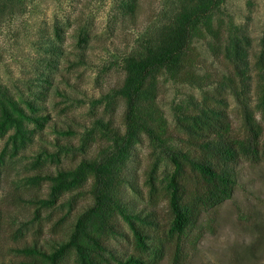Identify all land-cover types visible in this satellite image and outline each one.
Segmentation results:
<instances>
[{
  "label": "rangeland",
  "instance_id": "1",
  "mask_svg": "<svg viewBox=\"0 0 264 264\" xmlns=\"http://www.w3.org/2000/svg\"><path fill=\"white\" fill-rule=\"evenodd\" d=\"M129 1L0 0L7 6L0 13V118L15 102L24 110L27 127L25 135L9 126L0 136V264H23L36 254L33 249L43 251L65 241L77 215L93 201L87 182L75 191H63L52 204L43 203L60 171L98 153L97 142L85 150L92 142L87 132L95 118L110 114L104 109L109 98L119 100L114 117L121 123L123 101L113 89L123 82L125 58L152 22L173 11L174 0H136L133 11L127 9ZM221 21L227 43L236 36L244 46L242 67L251 76L243 101L255 109L257 89L263 83L256 68L264 56V0H225L212 17L215 26ZM202 32L207 37L193 42L195 69L201 75L211 74L206 90L214 92L215 80L229 66L209 50L213 38L204 26ZM158 80L160 104L173 128L176 116L193 108L205 92L176 83L166 74ZM220 90L234 126L242 129L240 104L230 89ZM30 102L43 123L30 119L34 114ZM176 107H182L179 113ZM256 117L264 125L259 112ZM152 165L161 191L171 164L159 146L142 136L127 161L123 192L130 212H152L159 224L156 232L167 236V201L161 192L156 202L151 201L146 182ZM236 171L232 198L203 213L185 239L180 264H264V161L241 160ZM117 228L119 233L110 237L109 244L121 259L134 248L133 232L121 217ZM159 242L164 248L158 264H173V243ZM61 264H75V253L69 251Z\"/></svg>",
  "mask_w": 264,
  "mask_h": 264
},
{
  "label": "trees",
  "instance_id": "2",
  "mask_svg": "<svg viewBox=\"0 0 264 264\" xmlns=\"http://www.w3.org/2000/svg\"><path fill=\"white\" fill-rule=\"evenodd\" d=\"M224 1L174 0L173 11L161 21L152 22L137 41L125 58L123 82L113 89L123 101L121 123L114 117L119 100L109 98L104 109L110 114L107 118H95L93 128L87 132L92 142L85 150L97 142L98 153L60 171L59 180L52 184L50 198L43 201L52 204L63 191H75L88 182L92 203L77 215L65 241L47 250L33 249L36 254L23 264H61L69 251L75 253V264H158L164 248L159 240L173 243V264H180L185 239L196 230L203 213L232 198L238 184L236 164L244 159L253 163L264 161V125L256 117L259 112L264 119V56L256 68L263 83L257 89L253 109L243 101L248 91L246 79L251 76L242 67L246 55L244 46L236 36L227 43L224 23L221 21L215 26L212 22ZM135 6L136 0H130L127 9L133 11ZM6 7V2H0V13ZM202 26L213 38L208 41L209 50L229 66L215 80L218 89L214 92L206 90L212 82L211 74L201 75L195 69L194 39L207 37ZM162 74L176 83H188L205 92L193 108H185L176 116L173 128L160 104L158 78ZM223 88L230 89L240 104L242 129L233 124L227 98L220 90ZM29 108L34 113L30 119L43 123V116L37 113L32 102ZM181 109L176 107L178 113ZM23 114L24 110L15 102L11 109H6L0 118V136L9 126L23 133L27 128ZM142 136L159 146L171 164L161 191L155 184L153 165L146 181L151 201L160 192L167 201L170 220L167 236L156 232L159 224L152 212L145 215L130 212L123 192L128 180L127 161ZM119 217L129 223L134 247L121 259L109 244L110 237L119 233Z\"/></svg>",
  "mask_w": 264,
  "mask_h": 264
}]
</instances>
